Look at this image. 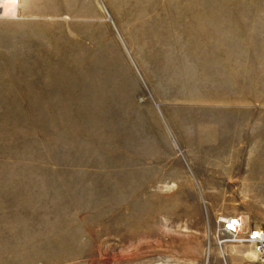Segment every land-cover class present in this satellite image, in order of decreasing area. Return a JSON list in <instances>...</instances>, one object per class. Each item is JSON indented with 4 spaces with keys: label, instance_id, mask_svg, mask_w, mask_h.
<instances>
[{
    "label": "rangeland",
    "instance_id": "1",
    "mask_svg": "<svg viewBox=\"0 0 264 264\" xmlns=\"http://www.w3.org/2000/svg\"><path fill=\"white\" fill-rule=\"evenodd\" d=\"M209 59L264 73V0H0V264L251 260L215 219L264 225V197L155 196L161 110L237 93L197 85Z\"/></svg>",
    "mask_w": 264,
    "mask_h": 264
},
{
    "label": "crops",
    "instance_id": "2",
    "mask_svg": "<svg viewBox=\"0 0 264 264\" xmlns=\"http://www.w3.org/2000/svg\"><path fill=\"white\" fill-rule=\"evenodd\" d=\"M226 61L215 64L209 59L204 72L197 68V85L199 81L200 85L212 90L213 86L226 82L231 89L237 90L236 94L223 97L211 92L200 95L199 102L196 94L193 110L164 109L160 118L153 121L154 142L160 141L167 153L154 159L151 165L159 173L157 181L173 186L156 191L155 196L264 197V94L257 93V89L264 86V82H260L264 77L263 68L251 61ZM220 102L226 104H218ZM170 117H193L195 125L181 126L185 120L172 124ZM154 145L159 152L156 143ZM234 182L239 186L235 187ZM251 183L263 184L255 188ZM195 208L199 215L204 210L206 215L216 211L209 202L203 205L202 200ZM244 219L246 223L255 220L251 216H244Z\"/></svg>",
    "mask_w": 264,
    "mask_h": 264
},
{
    "label": "built area",
    "instance_id": "3",
    "mask_svg": "<svg viewBox=\"0 0 264 264\" xmlns=\"http://www.w3.org/2000/svg\"><path fill=\"white\" fill-rule=\"evenodd\" d=\"M215 229L217 238H225L229 242L252 249L255 258L243 264H264V225L247 227L242 215L219 214L215 219Z\"/></svg>",
    "mask_w": 264,
    "mask_h": 264
},
{
    "label": "bare ground",
    "instance_id": "4",
    "mask_svg": "<svg viewBox=\"0 0 264 264\" xmlns=\"http://www.w3.org/2000/svg\"><path fill=\"white\" fill-rule=\"evenodd\" d=\"M14 10V9H13ZM225 60V59H224ZM253 252V251H252ZM244 256H247V257H250V258H252V259H254L255 258V254L254 253H251V252H248L246 255H244Z\"/></svg>",
    "mask_w": 264,
    "mask_h": 264
}]
</instances>
